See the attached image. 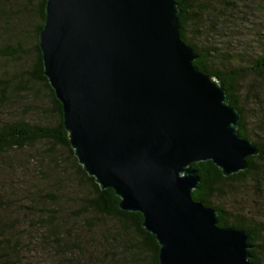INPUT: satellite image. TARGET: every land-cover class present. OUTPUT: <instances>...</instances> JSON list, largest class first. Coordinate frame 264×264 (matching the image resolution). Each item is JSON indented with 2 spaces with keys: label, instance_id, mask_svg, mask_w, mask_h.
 <instances>
[{
  "label": "water",
  "instance_id": "95a60500",
  "mask_svg": "<svg viewBox=\"0 0 264 264\" xmlns=\"http://www.w3.org/2000/svg\"><path fill=\"white\" fill-rule=\"evenodd\" d=\"M178 15L174 0H45L42 76L77 164L119 210L142 216L159 264H256L249 234L219 227L191 198V165L229 177L259 150L238 135L225 90L193 65Z\"/></svg>",
  "mask_w": 264,
  "mask_h": 264
},
{
  "label": "rangeland",
  "instance_id": "374dc122",
  "mask_svg": "<svg viewBox=\"0 0 264 264\" xmlns=\"http://www.w3.org/2000/svg\"><path fill=\"white\" fill-rule=\"evenodd\" d=\"M39 1L0 0V127L16 120L47 126L58 121L48 90L30 75L37 63ZM229 1L211 0L187 37L201 46L193 34L214 31L218 44L254 56L264 49V0H233V12L221 13ZM239 88L249 139L264 143V77H245ZM73 159L66 148L44 141L0 154V264H128V256L108 243L117 224L84 212L92 190ZM260 176V182L248 177L227 183L225 195L213 204L231 217L242 213V220L264 224V173ZM46 220L59 227V239L45 236ZM149 261L145 256L143 263ZM259 261L264 264V256Z\"/></svg>",
  "mask_w": 264,
  "mask_h": 264
},
{
  "label": "trees",
  "instance_id": "16d2710c",
  "mask_svg": "<svg viewBox=\"0 0 264 264\" xmlns=\"http://www.w3.org/2000/svg\"><path fill=\"white\" fill-rule=\"evenodd\" d=\"M210 1L211 0H174L179 10L178 22L180 39L195 51L197 59L193 62V65L201 73L213 77L225 90L229 104L241 113L237 133L239 136L249 139L250 137L244 122V108L239 103L241 95L239 85L241 81L248 76H256L258 78L264 77V49L256 52L254 56H250L244 51L231 52L228 44L224 46L217 43V34H215L214 31L206 32L203 35L199 34V36L194 33L193 37L202 44L201 46H197L192 43L187 37V28L190 25L199 26L198 23L200 18L204 17L205 13L208 12V3H210ZM39 4L41 25L36 32L37 39L43 26L45 0H40ZM224 4L225 5L220 9L221 13H224V11L233 12V7H235L237 3L230 0L229 2H224ZM36 51L37 63L35 71L30 74L31 79L42 83L48 90L54 104L58 121L55 126L27 123L22 120L2 124L0 127V154L11 149H23L29 144L44 141L52 142L66 148L72 156L73 154L68 144L67 133L62 126L60 105L56 101L46 79L42 76L41 55L37 44ZM236 57L243 59L242 64H232L237 63L238 58ZM1 89L2 88H0V90ZM250 141L258 148L259 153L257 156L247 158V169L243 172L224 177L220 170L210 161L191 165V167L197 171L199 178L198 187L196 190L192 191L191 198L193 201L199 202L203 206L212 208L217 212L219 227H234L245 230L249 234L248 241L250 245L254 246V248L249 251L252 256L250 262L261 264L259 257L264 256V224L257 220H253L252 222L242 220V213H236L234 217H231L229 212L212 202L215 197L225 195L223 188L227 183L237 180L246 181L248 177L255 182L261 181L262 177L260 175L264 173V143L255 140ZM73 161L77 174L87 182L92 190L90 197L85 200V207H83L84 212H91L97 216L107 217L118 226V229L110 232L108 236V238H110V242L108 243L112 244L111 248L113 250H115V248L119 249L120 252L127 255L128 257L126 260L128 264H146L143 263L145 256L150 258L147 264H159L157 258L158 245L154 236L145 232L142 228V216L139 213H128L119 210V199L115 196L114 191L111 189L100 190L98 185L95 184L94 179L88 177L83 172L75 158ZM258 164L262 166L259 167ZM82 214H80V217ZM51 217L50 220L56 219L55 216L51 215ZM45 226V236L50 239H59L58 226L51 224L48 220H46ZM106 234L107 232H102L103 236H106ZM59 245L61 246V244ZM11 251L13 252V250ZM142 256L143 258H140Z\"/></svg>",
  "mask_w": 264,
  "mask_h": 264
}]
</instances>
